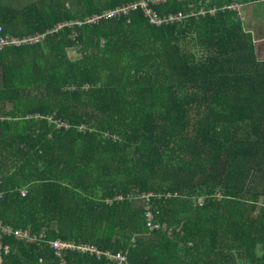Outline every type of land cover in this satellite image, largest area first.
<instances>
[{
	"label": "trees",
	"instance_id": "obj_1",
	"mask_svg": "<svg viewBox=\"0 0 264 264\" xmlns=\"http://www.w3.org/2000/svg\"><path fill=\"white\" fill-rule=\"evenodd\" d=\"M143 1L0 0V264H264L259 0Z\"/></svg>",
	"mask_w": 264,
	"mask_h": 264
},
{
	"label": "built area",
	"instance_id": "obj_2",
	"mask_svg": "<svg viewBox=\"0 0 264 264\" xmlns=\"http://www.w3.org/2000/svg\"><path fill=\"white\" fill-rule=\"evenodd\" d=\"M150 2L154 3V1L149 0V1L141 2L140 5L145 9L144 12H145V15L149 18V22L151 24H154V25H162L163 23H166V24L175 23V22H179V21H181V20H183L185 18H188L190 16H194L195 15V13L193 11H190V12H188L186 14H184L182 12H178V13H174V14H168V15L164 16L163 18H161L156 12H154L152 9H150L148 7ZM136 7H137V4L132 5L130 7L123 6L121 8L116 9L115 11H109V12H105L102 15L94 16V17L88 19L87 23H94V22L100 21L102 18L112 17L114 15H118V14H121V13L127 14L130 9H135ZM229 8L240 9L241 7H240V5H233V6L231 5ZM214 11L215 10H212L211 13H214ZM64 25H67V24L59 25L57 28H61ZM43 38H45V34L31 36V37H26L24 39L17 38V37H15L13 35H10V34L3 35V27L0 26V48H5V47L11 46V45L21 46V45H24V44H35V43L40 42V40H42ZM23 194L26 196L27 192L24 191ZM0 229L2 230L1 223H0ZM5 230L6 229H4V231ZM18 237L30 238V235L28 233L19 232L18 233ZM51 244L58 251H60L62 249H66V248H71V249L77 248L74 244L63 243V242H60V241H56V242H53ZM78 248L82 249V250L90 249V248H88L86 246H84L83 248H81V247H78ZM120 258L123 261L125 260V258L123 256L120 257Z\"/></svg>",
	"mask_w": 264,
	"mask_h": 264
},
{
	"label": "crops",
	"instance_id": "obj_3",
	"mask_svg": "<svg viewBox=\"0 0 264 264\" xmlns=\"http://www.w3.org/2000/svg\"><path fill=\"white\" fill-rule=\"evenodd\" d=\"M240 7L246 11L239 10L245 29L252 35L259 59L264 60V0L243 3Z\"/></svg>",
	"mask_w": 264,
	"mask_h": 264
},
{
	"label": "rangeland",
	"instance_id": "obj_4",
	"mask_svg": "<svg viewBox=\"0 0 264 264\" xmlns=\"http://www.w3.org/2000/svg\"><path fill=\"white\" fill-rule=\"evenodd\" d=\"M151 1H154L155 4H158V1H157V0H151ZM238 5H240V4H238ZM243 8H244V7L241 8V12L246 13V11H245ZM242 9H243L244 11H242ZM238 10H240V9H238ZM76 55H77V54H76L74 51L69 52V56H70L71 58H74Z\"/></svg>",
	"mask_w": 264,
	"mask_h": 264
},
{
	"label": "water",
	"instance_id": "obj_5",
	"mask_svg": "<svg viewBox=\"0 0 264 264\" xmlns=\"http://www.w3.org/2000/svg\"><path fill=\"white\" fill-rule=\"evenodd\" d=\"M227 5H230V2L227 0Z\"/></svg>",
	"mask_w": 264,
	"mask_h": 264
}]
</instances>
